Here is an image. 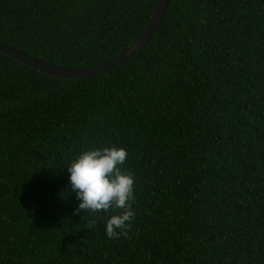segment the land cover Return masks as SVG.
Returning a JSON list of instances; mask_svg holds the SVG:
<instances>
[{
	"label": "trees",
	"instance_id": "1",
	"mask_svg": "<svg viewBox=\"0 0 264 264\" xmlns=\"http://www.w3.org/2000/svg\"><path fill=\"white\" fill-rule=\"evenodd\" d=\"M158 0H0V42L69 69L135 42ZM117 146L135 218L78 210L66 165ZM121 211V210H117ZM0 264H264V0H169L136 55L61 79L0 51Z\"/></svg>",
	"mask_w": 264,
	"mask_h": 264
},
{
	"label": "clouds",
	"instance_id": "2",
	"mask_svg": "<svg viewBox=\"0 0 264 264\" xmlns=\"http://www.w3.org/2000/svg\"><path fill=\"white\" fill-rule=\"evenodd\" d=\"M127 158L124 147H92L66 165L69 188L80 201L78 210L113 213L105 224L110 239L126 236L135 218V176L123 168Z\"/></svg>",
	"mask_w": 264,
	"mask_h": 264
},
{
	"label": "water",
	"instance_id": "3",
	"mask_svg": "<svg viewBox=\"0 0 264 264\" xmlns=\"http://www.w3.org/2000/svg\"><path fill=\"white\" fill-rule=\"evenodd\" d=\"M168 3L169 0H158L150 20L140 37L122 52L93 67L84 69L63 68L32 57L1 42L0 51L35 70L61 79H82L94 76L113 68L127 59H130L142 50L158 29L165 15Z\"/></svg>",
	"mask_w": 264,
	"mask_h": 264
}]
</instances>
